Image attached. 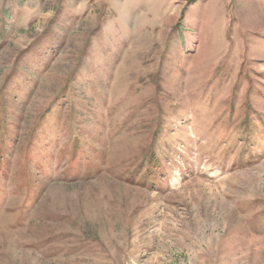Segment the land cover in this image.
Masks as SVG:
<instances>
[{"label": "rangeland", "instance_id": "1", "mask_svg": "<svg viewBox=\"0 0 264 264\" xmlns=\"http://www.w3.org/2000/svg\"><path fill=\"white\" fill-rule=\"evenodd\" d=\"M0 264H264V0H0Z\"/></svg>", "mask_w": 264, "mask_h": 264}]
</instances>
